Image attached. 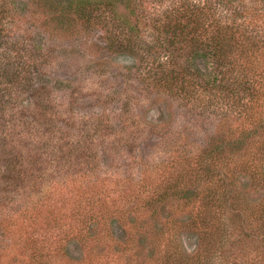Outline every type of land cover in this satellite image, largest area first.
<instances>
[{
  "label": "rangeland",
  "instance_id": "1",
  "mask_svg": "<svg viewBox=\"0 0 264 264\" xmlns=\"http://www.w3.org/2000/svg\"><path fill=\"white\" fill-rule=\"evenodd\" d=\"M69 1H8L9 55L31 66L1 88L0 133L14 142L0 139V162L15 169L0 176V264H264V80L246 113L247 98L193 107L158 93L143 60L166 56L159 32L183 0L110 2L136 53L109 50ZM262 2L211 11L259 15L248 23L264 33Z\"/></svg>",
  "mask_w": 264,
  "mask_h": 264
},
{
  "label": "trees",
  "instance_id": "2",
  "mask_svg": "<svg viewBox=\"0 0 264 264\" xmlns=\"http://www.w3.org/2000/svg\"><path fill=\"white\" fill-rule=\"evenodd\" d=\"M8 1L11 0H0V97L6 95L1 89L3 85L11 87L18 82H28L26 70L31 66L27 62V65L17 62L15 55H9L11 44L8 45L6 39L7 22L14 20L15 23L16 12L10 8ZM206 1L192 3L183 0L178 3V9L173 7L174 11L165 17L168 22L162 24L159 35L161 41L166 42V56L161 59L144 58L143 67L146 70L141 77L142 83L152 90L156 89L158 93L173 94L184 101H191L189 105L193 107H206L209 101L221 98H235L238 101L247 98L245 102L242 101L246 113L253 107L251 92L256 88L254 82L264 80V33L248 23L259 15L229 22L216 18L211 11L214 0ZM14 2L16 0H12ZM110 2L113 0H70L68 7L74 17L83 20L90 28L99 26L109 50L136 53L137 46L132 43L137 40L136 32L133 27L127 26L126 19L113 12ZM124 2L131 5L130 0ZM205 7L209 11L204 10ZM126 8L130 7L126 5ZM262 17L264 19V15ZM42 115L46 117L48 113ZM32 119L37 123L36 117ZM35 123L30 122L31 126ZM8 134L0 133L2 143L9 138ZM8 140L14 142V139ZM43 140L41 135H37V142L41 144ZM11 148L16 153L23 149L14 144ZM3 159L0 162L1 178L11 176L10 173L15 169L13 157ZM177 190H172V193H178ZM214 196L211 191H207L202 200L209 206L208 202ZM183 197L190 199L194 194L185 192Z\"/></svg>",
  "mask_w": 264,
  "mask_h": 264
}]
</instances>
